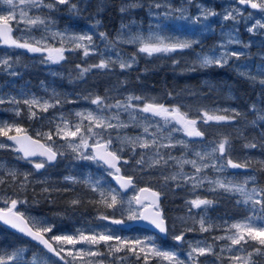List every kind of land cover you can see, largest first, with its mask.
<instances>
[{
    "label": "rangeland",
    "instance_id": "rangeland-1",
    "mask_svg": "<svg viewBox=\"0 0 264 264\" xmlns=\"http://www.w3.org/2000/svg\"><path fill=\"white\" fill-rule=\"evenodd\" d=\"M45 2L51 3L52 0H45ZM81 2H83V6L81 7L80 5L79 7L77 3ZM237 2L238 0H120L117 2L118 14L111 12L108 16V25L111 27V33L105 32L102 27L101 16L110 6V3H106L105 0H69L67 4H56L53 9L31 8L29 15L44 17L46 26L42 25L38 29L28 31L24 24L17 25L13 21L12 25L15 28L14 37L24 40L29 38L40 40L43 38L46 44L61 47L62 37L55 35L60 33L63 34L64 46L71 48L72 45L68 43V37L87 34L93 37V44L90 46L92 51L87 57L83 55L82 50L65 51L64 60L59 63H52L45 59L46 53H32L26 49L0 44V60L9 59L11 65L10 67H5L0 64V99L5 101L0 104V124H17L22 127L20 121L30 120L28 108L23 104V100L32 97L51 103H55L56 99L60 100V104L50 107L46 112L40 111L39 108L33 109L37 113L34 118L39 116L41 112L45 113V117L43 116L45 121L43 122H45V129L47 130L45 133H48L50 129L53 132L55 131V126L60 123L61 116L75 124L79 122V118L75 115L77 112L97 111V106L91 103V99L96 96L107 97L106 103L114 104L117 100L123 101L127 96L133 95L143 96L150 100L154 99L169 107L179 106L181 111L189 114L190 118L198 120L197 126L204 133L202 138L187 137L182 131H171L173 143L182 140L187 143L188 147L185 148L176 143L174 148H161L159 150L161 154L171 153L173 157L177 158L197 159L194 153L210 150L211 142L219 141L225 136L232 140L246 138L243 128L237 124V116L240 115V111L232 104L234 94L232 89L233 81L231 79L239 77L264 87V84L260 83L264 79V28L257 27L253 31H249V28L255 24L256 20H261L264 23V13L244 9ZM157 4L160 7H157ZM72 5H75V8H72ZM122 8L125 11H121ZM236 9H239L242 15L236 14L235 20L224 19L228 11H233L235 14ZM78 10L84 13V17L78 13ZM205 10L214 12L216 15L208 16L205 19L203 16ZM7 11L8 6L0 3V15L7 14ZM16 11L18 13L19 8ZM93 12L96 14L95 17H92ZM249 12L252 13L251 18L248 16ZM197 18L199 22H197ZM66 19L70 22L71 19L82 20L84 25L74 28L76 25H68L65 21ZM115 19L118 20V23L114 28L112 22H115ZM151 32L158 33L171 41L189 40L194 41V43L192 48L183 51L148 56L145 53L138 52L137 44L126 42L131 36L140 34L147 37ZM100 33H105L106 37L101 38ZM229 41L232 42L230 43ZM236 41H239V43ZM84 43L87 42L85 41ZM222 45L223 47H221ZM224 51H236L243 53V55L239 59L230 57L228 62L222 67L217 65L202 67L197 59L198 54L210 55L215 52L216 55H220ZM73 53L79 54L78 58H76L77 62L68 60L67 54L71 55ZM117 53H119V56H117ZM133 55L135 56V62L132 63L130 68L120 69L118 64H114L108 69L91 68L89 72L84 74L83 78L79 76L81 68L98 64L101 59L111 58L113 61L118 59L129 60ZM144 64L153 69L167 68L169 71L175 72L177 76L182 75L181 77H184L183 75H186L184 77L185 83L181 89L180 87L174 88L175 93L169 103H164L165 101L160 96L163 92L156 93L154 90L147 89L145 83H140L141 76L139 74H136L137 77L135 78H128L129 76L132 77V71L138 69H141V72L146 71L147 68L142 67ZM31 65H36L38 69H41L35 89L28 90L27 83H24L23 87L19 88L15 78L23 72H28ZM77 65H80L81 68H77ZM66 69L71 71V75L65 71ZM213 71L221 72L223 77L221 82H217L221 76L211 77V72ZM96 74L99 75L95 76ZM189 77L195 79L189 80ZM94 79H100L103 82L99 84ZM193 80H195V84L190 83ZM68 82H71V87ZM203 89H208L207 94L202 92ZM213 89L215 90L213 94L217 93V96L213 101L214 103H210L207 102V96H212ZM12 99L18 100L20 103H10L9 101ZM133 103L142 105L143 101H134ZM17 109L20 110V115L16 114ZM50 110L55 111L48 113ZM198 110H207L210 113L214 111L216 114H227L235 116V118L221 122L220 125H225L223 130L219 127L217 129L218 132H215L216 126L213 125L215 122L203 123L199 119ZM116 111L118 110L115 108L109 110L110 113ZM256 113L257 117H259L260 112L257 111ZM139 115H148V119L153 122L159 121L158 117H151L149 114L140 113ZM120 118L124 122L129 123L130 126L111 132L114 148L121 146L118 137L140 135L143 132L142 125L146 123V121L142 120L139 125L133 124L129 119L128 113L122 110H120ZM250 122L251 120L249 119L248 123ZM253 122H256V120ZM84 123L87 124L88 122L84 121ZM160 123L162 124L163 122L160 121ZM173 127L178 128L179 125H168L164 129L163 134L167 136L169 129ZM154 131H156L155 127L150 128V132ZM54 136V143L53 141H47V143L53 144L54 149L58 150L62 155H59V164L51 171L57 172L59 169H66L62 172L59 170L60 176H58V186L56 188L43 187L48 189V191H44L43 188L40 189V193L43 192V201L46 202V196L50 192L53 195L66 194V196L71 193V200L69 197H66V200L64 198L67 205L71 204L73 206L75 205L72 203L73 200L81 201L82 196H85L89 202L99 207L97 209L98 213L90 217L73 216V214L67 213H58L53 214L52 217H46L42 216L43 214H34L26 210L24 206H27L28 202L18 204V209L25 212L26 215L54 225L53 232L48 233V237L52 235H73L76 234L78 229L85 231L92 229L99 232L107 227L112 229L115 235L123 238L144 239L152 237L158 247L175 251L180 259L185 261V264H193L187 255L190 251V245H211L213 253L199 256V264H229L228 258L233 253L227 250L222 252L221 249L225 248L230 241L216 240L215 238L227 235L226 229L229 225L244 220L246 216L252 215V212L250 211V206L237 202L243 199L239 194L226 192L220 188L212 191L211 189L215 185H211L207 181L220 178L243 182L248 177H254L251 168H224L222 171L212 168L205 169L201 174L207 177L204 184L193 188L191 182L185 183L180 179L176 181L171 179L166 181L164 179L180 172L179 166L175 161L169 160L167 165L162 164L155 167H149L147 164L141 166L136 164V161L140 159V154L144 153L145 159L150 160L154 150L136 148L135 152H133L130 147L124 146V151L119 153L122 157L123 174L133 176L138 186H145L155 192H159V197L163 200L166 199V207L175 210L173 215H171L165 212V206L161 208L165 213L166 220L172 222V230L169 234L172 244L159 245L152 233L121 231L99 219L101 215L122 218V212L126 216L127 205H124V209L115 212L109 209V212H106L107 209L103 204L98 203L100 199L98 191H93L91 186L95 181L99 180L101 187H113L110 184L106 169L96 162L77 158V154L68 146V142L58 136V138H54ZM245 141L248 142L245 145L249 143L256 144V147H246V151H243L240 146L231 144L230 156L235 162L243 163L245 161L249 162L252 158H259L258 152L260 149L258 146L264 144V132L258 131L257 136ZM163 142L167 143L168 141L165 140ZM0 143L6 145V147L0 148V151L6 154L0 157V179L4 180V183L0 184V207H5L3 202L5 197L26 201L24 189L26 190L28 186H31L30 184L34 186L40 184V182H48L55 179L54 173H40L34 168L33 163L28 165L15 155L14 147L5 141V137L0 136ZM255 150L257 151L256 153H254ZM125 160L128 161L127 164L123 162ZM262 161L264 166V160ZM78 166L83 167L78 168ZM47 168L53 167L47 166ZM10 171L16 172L15 179L8 174ZM193 172L194 169L190 164L184 165V174L191 175ZM25 173L30 174L27 181L24 180ZM66 177H72L75 180L66 179ZM86 180L90 183H85L84 181ZM15 184L22 193L17 194L15 192V187L13 186ZM178 184L180 185L179 187L177 186ZM247 187L248 190H251L253 187L260 186L254 179L249 180ZM11 188L12 191H9ZM132 195L133 191L128 195L122 196L127 199ZM197 197L210 200L212 203L199 209L192 208L189 211L188 202ZM33 201L38 202V198ZM221 201H224V203H221ZM227 206L230 207L228 208ZM31 207L35 208V203ZM202 216L208 224L212 225V228L207 232L200 230L198 221ZM92 218L95 220L92 221ZM189 228L194 230L187 231ZM180 232H184V241L182 243H178L173 239V235ZM2 237H4L3 234L0 235V238ZM6 241V246L2 247L0 245V255L10 254L13 250H23L21 257L15 264H35V258H40L42 264H64L63 261L51 259L38 247L21 238L17 240L13 236H9L8 238L6 237ZM79 247L87 246L77 245V248ZM245 248L247 252L252 253L250 264H257L254 254L261 253L262 258H264V247H261L258 243L250 242L245 245ZM254 248H259L260 252L253 251ZM100 250L102 252L107 251L104 245L100 246ZM242 255H247V253H242ZM118 257L123 259H114L108 255L96 259H102L104 264H128L126 252L119 253ZM67 259L72 258L68 257ZM74 264H80V262L75 261ZM141 264H143L142 260ZM150 264H159V262L153 259Z\"/></svg>",
    "mask_w": 264,
    "mask_h": 264
},
{
    "label": "snow or ice",
    "instance_id": "snow-or-ice-1",
    "mask_svg": "<svg viewBox=\"0 0 264 264\" xmlns=\"http://www.w3.org/2000/svg\"><path fill=\"white\" fill-rule=\"evenodd\" d=\"M0 3L8 6L7 14L0 15V44L8 47L26 49L32 53H46L45 59L52 63H59L65 59V51L82 50L83 55L87 57L92 48L93 37L87 34L74 35L68 37V43L72 45L71 48L64 46L63 34L60 35L61 47H54L46 44L41 38L37 40L35 38H29L24 40L19 37L13 36L12 22L15 21L17 25L24 24L28 31L32 29H38L40 26H46V19L40 15H29L31 8H48L53 9L56 4H67L69 0H52L51 3H46L45 0H0ZM241 5H247L251 9L258 10L264 13V0H238ZM160 7L159 4L156 5ZM19 8L17 13L16 9ZM75 8V5H72ZM121 11H125L124 8ZM236 14L242 15L239 9L228 11L224 19L235 20ZM216 15L214 12L205 10L203 16L207 19L208 16ZM251 18L252 13H248ZM197 22L198 18H197ZM264 28V23L261 20H256L255 24L249 28V31H253L255 28ZM19 30V29H17ZM101 38H105V33H100ZM87 43H84V42ZM138 45V52L145 53L148 56L155 54H167L177 51H183L190 49L193 46L194 41H171L158 33L151 32L147 37L137 34L131 36L126 41ZM230 43L232 41H229ZM239 43V41H236ZM223 47V45L221 46ZM243 53L236 51H224L220 55L212 54H198L197 59L202 67H208L211 65L223 66L228 62L230 57H239ZM119 56V53H117ZM135 62V56L129 58V60L118 59L116 61L109 59H101L98 64L90 65L89 67L81 68L77 65V68H81L79 73L80 78H83L84 74L89 72L91 68L108 69L114 64H118L120 69L130 68L132 63ZM0 64L5 67H10L9 59L0 60ZM264 84V79L260 81ZM107 97L96 96L91 99V103L97 106V111L77 112L75 115L79 118V122L72 124L69 120L61 116L60 123L56 124L55 131H49L48 133H37L36 138L27 135L25 129L17 124H0V136L6 137L9 141H12L15 148L14 150L22 153V159L28 160L29 163H33L34 168L39 171L46 166V163L55 161L58 155H62L58 150L54 149L53 144L47 143V141H53V136H58L61 139L68 142V146L74 153L77 154V158L83 160H90L106 166L107 175L112 177L119 186V190L114 187L104 188L100 186V181H95L92 184L93 191H98L99 201L106 209H112L114 212L124 209V205H127L126 216L122 218L110 217L108 215H101L99 219L110 221L114 225H123L128 221H143L154 227L162 234H168V226L165 217L159 208V192L152 191L151 188H136L135 180L133 176L122 174L121 172V159L120 152L124 151V146L130 147L135 152L136 148L145 150H154L150 160L145 159V154H140V159L136 161L138 165L147 164L149 167H155L159 165H167L169 160L175 161L179 166L180 172L165 177L167 181L171 179L176 181L178 179L183 180L185 183L191 182L192 187H200L207 179L206 176L201 175L205 169L212 168L217 171H222L224 168L240 169L248 168L249 163L247 161L240 163L235 162L230 156L231 143L228 137H223L219 141L211 142L210 150L197 151L194 155L197 159L177 158L173 157L171 153L161 154V148H174L176 143L187 148L188 145L185 141L172 142L171 131H182L187 137H200L204 136V133L198 128V120L190 118L187 112L181 111L179 106H165L163 103H159L154 99H148L143 96L129 95L125 100H117L114 104L106 103ZM134 101H143L141 104L133 103ZM3 99H0V104L4 103ZM10 103L19 104L20 101L12 99ZM23 104L27 106L29 111V117L34 118L37 113L34 108H39L40 111L46 112L50 107H55L60 104V100L56 99L55 103L49 101H42L36 97L30 99H24ZM117 109L118 111L110 113V109ZM120 110L128 113L129 119L133 124L139 125L140 122L146 121L142 125L143 132L137 136H123L118 137L121 146L118 148L113 147V138L111 132L113 130L123 129L129 127V123L124 122L120 118ZM149 114L151 117H158L159 121H151L148 119V115L140 116L139 114ZM16 114L20 115V110H16ZM199 119L203 123L208 122H225L235 118V116H229L227 114H216L214 111L210 113L207 110H198ZM238 115V113H237ZM264 119V117H261ZM84 121L88 123L85 124ZM115 121V123H113ZM160 121L163 123L161 124ZM179 125L178 128L173 127L169 129V134L165 136L164 129L168 125ZM155 127L156 131L150 132V128ZM15 132V135L9 133ZM45 142H41V140ZM167 140V143L163 141ZM75 141V142H73ZM91 141V143H90ZM54 143V141H53ZM6 147L5 144L0 143V148ZM245 147H256V144H246ZM43 157L44 160L39 162H33L31 158ZM221 161H223L221 163ZM125 164L127 160L123 161ZM185 164H190L194 169L191 175L184 174L183 168ZM13 179L16 178V172L10 171L8 173ZM29 173L24 174V180L27 181ZM66 179L75 180L72 177H66ZM255 177H248L243 182H238L234 179H220L208 180L211 185H215L212 191L216 188L223 189L226 192L233 194H239L243 199L237 201L244 205L250 206L252 215L246 216L244 220L229 225L226 229L227 235L216 237V240H227L229 244L222 248L221 251H229L233 254L228 258L229 264H250L251 252H247L245 245L250 242L258 243L261 247H264V188L253 187L248 190L249 180H254ZM90 183L89 181H84ZM4 180L0 179V184H3ZM180 186L179 184L177 185ZM129 189L133 190V195L125 199L121 195V191L127 192ZM48 191V189H44ZM5 207H0V221L9 225L19 233H22L32 240L36 241L39 245L43 246L48 253H52L58 257L64 264H74L75 261H79L80 264H104L102 259H96L105 255L112 256L114 259H123L118 257L121 252L131 253L137 260H142L143 264H150L151 260L156 259L159 264H185V261L180 259L175 251L164 250L156 245L152 237L141 238H123L115 235L113 230L105 228L103 231H94L89 229L87 231L78 229L76 234L73 235H52L48 237L47 234L53 232L54 225L47 224L44 221L38 220L25 214V212L18 209V204L26 203L27 201H21L11 197L3 198ZM78 200H73L72 203H78ZM212 201L207 199H201L199 197L188 202L189 211L192 208H201L202 206L210 205ZM200 230L207 232L212 228L211 224L206 222V219L202 216L198 221ZM194 229H187V231H193ZM173 239L182 243L184 241V232L173 235ZM77 245L87 246L79 247ZM104 245L106 252L100 250V246ZM70 246V247H66ZM238 246V247H237ZM23 250H13L10 254L0 255V264H15L21 257ZM253 251L260 252L259 248H254ZM213 253L211 245L196 246L190 245V251L188 252V259L193 264H199L198 257ZM247 253V255H242ZM71 257L72 259H67ZM35 264H42L40 258H35Z\"/></svg>",
    "mask_w": 264,
    "mask_h": 264
},
{
    "label": "trees",
    "instance_id": "trees-1",
    "mask_svg": "<svg viewBox=\"0 0 264 264\" xmlns=\"http://www.w3.org/2000/svg\"><path fill=\"white\" fill-rule=\"evenodd\" d=\"M77 5L80 7L83 6V2L81 3H77ZM110 9H108V11H106L102 16H101V20H102V27L103 30L107 33H111V27H109L108 25V16L110 15L111 12H115L116 14H118V9L117 6H115V8H113L112 4H110ZM78 13L80 15H82L84 17V13L83 12H79ZM77 13V14H78ZM99 15V14H97ZM96 14H94V12L92 13V17H95ZM66 23L68 25H76L74 28H78L79 26L84 25V22L82 20H72L71 22L66 19L65 20ZM111 21V20H110ZM118 23V20L115 19V22H112V26L115 28L116 25ZM111 24V23H110ZM79 54H71L68 55V60L70 61H74L77 62L76 58H78ZM142 67L147 68L146 71L141 72V69L132 71V77L129 76L128 78H135L137 77L136 74H139L141 76V80L140 83H145L147 86V89L150 90H154L156 93H160L163 92V94H161L160 96H162L163 101H165L164 103H169L171 101V99H173V95H174V88H178L184 85L185 80L184 77L186 76L185 74L183 75L184 77L177 76L175 74V72L173 71H169L167 68H161V69H153L151 67H149L148 65H142ZM41 69H38L36 65H31V68L29 69V71L27 72H23L22 74H20L19 76H17L16 79V83L18 85L19 88L23 87L24 83H27V89H35V86L38 82V74L40 73ZM68 74L71 75V71L69 70H65ZM178 71V70H176ZM172 72V73H171ZM145 73V74H142ZM99 74H96L95 76H98ZM217 76H221L220 79L217 82H221L223 77L221 75V72L218 71H213L211 72V77L215 78ZM193 77H189V80H192ZM195 79V78H193ZM95 81H97L99 84H102L103 80L100 79H94ZM233 81V98L234 100L232 101V104L234 106L237 107V109L242 113L239 112L240 115L237 116V124L239 126H241L245 132V137L244 139L241 140H230L231 144L234 145H238L240 146V148L243 151H246V147H245V140L246 139H252L255 136L258 135V131L264 132V119H261V117H264V87L259 86L256 83H252V82H248L245 81L239 77H235L231 79ZM27 81V82H26ZM71 81V78H70ZM191 84H195V80H193V82H190ZM68 84L71 87V82H68ZM196 84H198L196 82ZM175 86V87H174ZM68 88V87H67ZM76 90V89H75ZM208 89H203L202 92L207 94ZM215 92V90H212V96L208 95L207 96V102L210 103H214L213 101L215 100V97L217 96L216 94H213ZM165 97V98H164ZM39 111V110H38ZM52 111L55 110H50L48 113H51ZM257 111L260 112V116L257 117ZM40 112V111H39ZM43 116L45 117V113L41 112L39 113V116H37L36 118H30V120H22L20 121L22 123V127L25 129L26 132L30 133L33 137H36L37 133H45L47 132V130L45 129V120H43ZM256 120V122H253L254 120ZM257 118H259L257 120ZM42 119V120H40ZM249 119L251 120L250 123H248ZM260 120V122H259ZM221 122L217 123L215 122L214 125L219 129V127L221 128V130H223L224 128V124H221ZM51 130V129H50ZM52 131V130H51ZM54 138H58L57 136H54ZM43 140V139H42ZM44 141V140H43ZM250 144V143H249ZM258 148L260 149L258 152L259 158L258 159H254L252 158L251 160H249L250 165L248 168L252 169V172L254 174V177L256 179L257 184L264 188V166L262 164V160H264V144L263 145H259ZM231 152V149H230ZM257 151L255 150L254 153H256ZM6 154L2 151H0V157L5 156ZM248 162V163H249ZM59 164V163H58ZM66 168L64 169H59L61 172L65 171ZM59 170L57 172H55V175L60 176ZM10 184V183H9ZM15 187V192L18 193H22L21 191H19L17 189V185H13ZM39 185L36 184L34 186H28L27 189H24V194L25 197L28 200L33 201L34 199H36V196L39 195ZM9 191H12V188L9 189ZM83 198L81 199V201H79L77 204H75L74 206L71 207V211H75V212H79L82 213L84 215H88V216H92L93 214L98 213L97 209H98V205L93 204L91 202H89L88 199H86L85 196H82ZM38 198V197H37ZM66 200V198H65ZM64 200L63 195H59L56 194V199L51 203V205L53 207H55L57 210H64L66 211V207H68V205L66 204V201ZM178 203V202H177ZM221 203H224V201H221ZM42 208L46 207V203H41ZM175 205V204H172ZM228 208L230 206H227ZM38 209H40V206H38ZM100 209V208H99ZM109 209L106 210V212ZM0 235L3 234L4 237L0 238V245L6 246L7 245V241H6V237L8 238L9 236H13V234L7 232L5 229L0 227ZM6 236V237H5ZM15 239L20 240L18 237L13 236ZM22 241V240H21ZM126 252V251H125ZM124 252V253H125ZM126 254L128 255V264H141V260H137L136 257L134 255H132L131 253L126 252ZM261 253L258 254H254V257L257 260V264H264V258H262Z\"/></svg>",
    "mask_w": 264,
    "mask_h": 264
},
{
    "label": "flooded vegetation",
    "instance_id": "flooded-vegetation-1",
    "mask_svg": "<svg viewBox=\"0 0 264 264\" xmlns=\"http://www.w3.org/2000/svg\"><path fill=\"white\" fill-rule=\"evenodd\" d=\"M117 2H119V1H117ZM39 161H41V160H39ZM39 161H33V162H39ZM26 163L29 165V164H31V163H29L28 161H26ZM46 171L47 170V165L44 167V168H42V169H40L39 170V172H43V171ZM58 185L56 184V183H52L51 185L49 184V185H46V186H40V189L41 188H49V189H54V188H56ZM43 188V189H44ZM43 192H41L39 195H37L38 196V202H36V203H39V206H40V209H37L36 207L35 208H32L31 207V205H32V203L31 202H28L27 203V206H24V208L26 209V210H28L29 212H32V213H34V214H43L42 216H46V217H52V213L51 212H54V213H57L58 211H57V209L55 208V207H51L50 206V202H51V200L53 201V203H54V201H55V199H56V195H53V194H51V192H50V194L48 195V196H46V207H44V208H42V206H41V204H40V202L41 203H44V201H43ZM68 195H69V193H68ZM67 197H69V199L71 200V193H70V195L69 196H67ZM28 204L30 205L29 207H30V209H29V207H28ZM163 205L165 206V205H167L166 204V200H164L163 201ZM161 207V206H160ZM162 210V209H161ZM67 211V213L68 214H70L71 215V204H69V208L66 210ZM163 212V211H162ZM165 212L167 213H169V214H171V215H173V213L175 212V210L174 209H167V210H165ZM58 214V213H57ZM166 223H167V226H168V236H167V238L166 239H158V238H156V241H157V243L160 245V244H162V245H165L166 243L167 244H172V242H171V240H170V232H171V230H172V222H169V221H167L166 220ZM118 229H120L121 231H123V228H118ZM133 230H132V233L133 232H135V231H138V230H142V229H139V228H137V227H135V228H132ZM139 232H141V231H139ZM172 246V245H171Z\"/></svg>",
    "mask_w": 264,
    "mask_h": 264
},
{
    "label": "water",
    "instance_id": "water-1",
    "mask_svg": "<svg viewBox=\"0 0 264 264\" xmlns=\"http://www.w3.org/2000/svg\"><path fill=\"white\" fill-rule=\"evenodd\" d=\"M240 5H241V4H240ZM241 6H243V7H245V8H248V9H250L251 11H256V10H254V9H251V8H250L249 6H247V5H241ZM14 135H15V134H14ZM27 135H29V134L27 133ZM29 136H30V135H29ZM6 141H8V142L11 143L12 145H14L13 142H12V141H9L7 138H6ZM15 153H16L17 155L22 156V153H19V152H17V151H15ZM57 158H58V156H57ZM57 158H56L55 161H52L51 163H48V164H50V165H54V164L56 163V161H57ZM31 159H32V160H37V159H43V160H44L45 158H43V157H33V158H31ZM24 160H26V159H24ZM105 167H106V166H105ZM121 172H122V171H121ZM110 180H111V183L114 185V187L117 188V189L119 190V186H118V184L116 183V181H115L112 177L110 178ZM142 188H144V187H142ZM120 191H121L122 194L125 195V194L129 193L130 191H132V189H129L127 192H123L122 190H120ZM158 203H159V200H158ZM106 222L109 223V224H111L110 221H106ZM112 225H114V224H112ZM0 226H3V227L6 228L9 232L18 235V236H20L21 238H23V239H25V240L31 242L32 244H34V245L40 247L41 249H43V246H42V245H39L36 241L32 240L30 237H28V236H26V235H24V234H22V233H19V232L16 231L15 229L11 228L9 225L4 224L2 221H0ZM115 226H118V227H124V228H127V229H128V228H132V227H136V226H137V227H141V228L148 229V230L154 232L155 234L159 235V236L162 237V238H164V237L166 236V234H162V233H160L158 230H156L154 227H152L151 225H149L147 222H143V221H135V222L132 221V222L127 223V224H123V225H115ZM43 250L46 251V253H48L46 249H43ZM48 254L51 255V256L54 257V258L59 259L58 257L54 256L52 253H48Z\"/></svg>",
    "mask_w": 264,
    "mask_h": 264
},
{
    "label": "bare ground",
    "instance_id": "bare-ground-1",
    "mask_svg": "<svg viewBox=\"0 0 264 264\" xmlns=\"http://www.w3.org/2000/svg\"><path fill=\"white\" fill-rule=\"evenodd\" d=\"M117 7H118V4L116 5ZM27 189V188H26ZM25 192V191H24ZM24 194H26V193H24Z\"/></svg>",
    "mask_w": 264,
    "mask_h": 264
}]
</instances>
